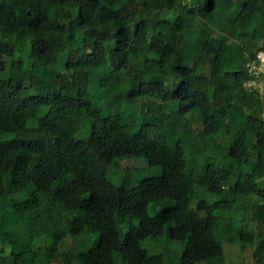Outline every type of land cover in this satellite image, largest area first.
Returning <instances> with one entry per match:
<instances>
[{
  "label": "trees",
  "instance_id": "obj_1",
  "mask_svg": "<svg viewBox=\"0 0 264 264\" xmlns=\"http://www.w3.org/2000/svg\"><path fill=\"white\" fill-rule=\"evenodd\" d=\"M263 47L264 0H0V264H170L165 228L180 264L225 233L264 264ZM120 159L161 174L115 185Z\"/></svg>",
  "mask_w": 264,
  "mask_h": 264
},
{
  "label": "rangeland",
  "instance_id": "obj_2",
  "mask_svg": "<svg viewBox=\"0 0 264 264\" xmlns=\"http://www.w3.org/2000/svg\"><path fill=\"white\" fill-rule=\"evenodd\" d=\"M11 69L18 70L20 65L17 63H12L10 65ZM114 89L109 90V95H112ZM264 98V96L262 97ZM153 112H158V106H153ZM264 118V114H263ZM89 123L94 126V122L89 120ZM168 126H163L164 130H167ZM196 164L190 165L188 161L183 165V172L186 175H192L195 173ZM161 174L160 168H150L144 159H120L117 161L115 167H111L107 173L106 178L113 184L121 186L126 185L130 187H136L139 183L150 177H157ZM3 208H8L6 200L1 201ZM161 208H156L150 205L148 208L149 216L153 217ZM136 224V220H134ZM264 232V230H263ZM93 242L89 241L87 247H91L96 242V236H93ZM74 240L70 238L66 240L67 246H72ZM224 242V258L213 261L206 262L205 264H256L255 258L253 256L254 248H247L246 250H241L240 247L233 241V237L229 233L223 235ZM143 247L147 250L149 254H160L163 253L167 257L171 258L170 264H180V255L183 250V244L175 242L169 238V232L167 228L164 229L162 236L158 239L148 238L145 240ZM76 253H74L73 262H77ZM116 264H123L121 257L118 256V262Z\"/></svg>",
  "mask_w": 264,
  "mask_h": 264
},
{
  "label": "built area",
  "instance_id": "obj_3",
  "mask_svg": "<svg viewBox=\"0 0 264 264\" xmlns=\"http://www.w3.org/2000/svg\"><path fill=\"white\" fill-rule=\"evenodd\" d=\"M244 88L248 93L264 96V47L257 50L247 63V79Z\"/></svg>",
  "mask_w": 264,
  "mask_h": 264
},
{
  "label": "clouds",
  "instance_id": "obj_4",
  "mask_svg": "<svg viewBox=\"0 0 264 264\" xmlns=\"http://www.w3.org/2000/svg\"><path fill=\"white\" fill-rule=\"evenodd\" d=\"M248 93V92H247Z\"/></svg>",
  "mask_w": 264,
  "mask_h": 264
}]
</instances>
